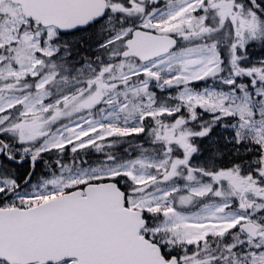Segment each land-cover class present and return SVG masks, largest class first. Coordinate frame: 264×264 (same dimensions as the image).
Wrapping results in <instances>:
<instances>
[{"label":"snow or ice","instance_id":"obj_1","mask_svg":"<svg viewBox=\"0 0 264 264\" xmlns=\"http://www.w3.org/2000/svg\"><path fill=\"white\" fill-rule=\"evenodd\" d=\"M0 264H264V0H0Z\"/></svg>","mask_w":264,"mask_h":264}]
</instances>
